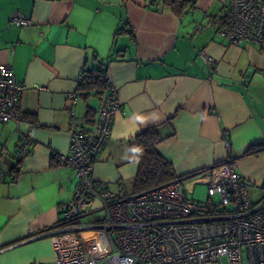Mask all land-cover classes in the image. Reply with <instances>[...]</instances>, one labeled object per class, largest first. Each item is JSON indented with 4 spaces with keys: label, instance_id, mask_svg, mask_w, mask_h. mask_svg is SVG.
<instances>
[{
    "label": "crops",
    "instance_id": "1",
    "mask_svg": "<svg viewBox=\"0 0 264 264\" xmlns=\"http://www.w3.org/2000/svg\"><path fill=\"white\" fill-rule=\"evenodd\" d=\"M151 1L0 0V66L11 65L25 86L23 121H0V264H54L55 241L79 242L78 231L58 232L77 177L56 155L68 150L67 94L78 90L86 67H106L120 102L93 164L96 190L133 193L135 136L155 126V149L187 195L221 178L233 158L250 199L263 196L264 151L249 149L264 145V42L233 45L217 35L225 0H195L181 17ZM15 12L32 24L12 23ZM99 103L80 94L75 115L89 118ZM24 136L29 153L19 158Z\"/></svg>",
    "mask_w": 264,
    "mask_h": 264
},
{
    "label": "built area",
    "instance_id": "2",
    "mask_svg": "<svg viewBox=\"0 0 264 264\" xmlns=\"http://www.w3.org/2000/svg\"><path fill=\"white\" fill-rule=\"evenodd\" d=\"M11 22L32 24L20 12ZM217 35L233 45L262 44L264 0H225ZM199 56L213 67L214 59L205 50ZM24 88L11 65L0 66L1 122L18 126L23 121ZM79 96L78 90L67 94L70 142L67 152L56 155L58 164L71 167L77 177L73 196L60 208L58 232L100 229L109 238L110 250L94 257L80 242L55 241L54 264H264V194L250 199L235 171L237 160L228 158L224 175L206 184L207 200L188 196L179 179L139 193L96 190L93 164L110 136L120 102L116 86L108 83L89 119L75 115ZM24 138L19 158L29 153L31 139ZM86 216L92 220L80 223Z\"/></svg>",
    "mask_w": 264,
    "mask_h": 264
},
{
    "label": "trees",
    "instance_id": "3",
    "mask_svg": "<svg viewBox=\"0 0 264 264\" xmlns=\"http://www.w3.org/2000/svg\"><path fill=\"white\" fill-rule=\"evenodd\" d=\"M194 2L195 0H152L151 4L154 3L156 9L167 8L175 15L181 17ZM108 83L106 67L103 64H99L96 68H84L77 89L84 98L89 93L101 98ZM94 114L93 110L88 109L87 115L89 119ZM90 115L92 116L90 117ZM160 139L161 137L155 126L145 128L135 136L139 150V165L133 178V193H139L172 180L181 179L180 176L176 175L171 163L165 160L155 149V145ZM249 150L251 153H259L264 151V145L260 149L251 147Z\"/></svg>",
    "mask_w": 264,
    "mask_h": 264
},
{
    "label": "rangeland",
    "instance_id": "4",
    "mask_svg": "<svg viewBox=\"0 0 264 264\" xmlns=\"http://www.w3.org/2000/svg\"><path fill=\"white\" fill-rule=\"evenodd\" d=\"M188 196L198 200H207L208 195L206 192V186L200 184L194 185L193 190L189 193ZM213 199L215 200V197ZM89 218L90 216H87V219ZM98 218L99 217L97 216L95 219ZM90 219L92 220V218ZM77 233L79 236L78 241L88 252H91L94 255H99L109 249V238L104 231L100 229H91L80 230Z\"/></svg>",
    "mask_w": 264,
    "mask_h": 264
}]
</instances>
